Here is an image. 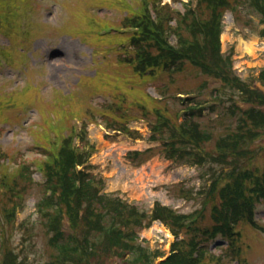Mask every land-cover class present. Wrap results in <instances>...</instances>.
<instances>
[{
    "label": "rangeland",
    "instance_id": "1",
    "mask_svg": "<svg viewBox=\"0 0 264 264\" xmlns=\"http://www.w3.org/2000/svg\"><path fill=\"white\" fill-rule=\"evenodd\" d=\"M126 1L132 9L126 8V4L122 5L119 0H0V47L7 43L2 34L11 21L14 22L11 25L14 32L11 53L7 60L3 58L4 61H1V65L10 64L12 67L8 71L0 68V147L11 153V165H17L12 169L0 168V262L59 263L56 252L49 245L51 231L45 224L46 217L37 206L44 197L43 188L35 182L39 173L31 176L34 180L31 182L20 179L22 188L13 186L17 191L11 198L21 200L10 199L1 186L10 184L22 165L41 164L40 154L51 141V138L44 137L45 128L50 132L55 117L61 121L68 120L70 111L83 120L81 127H78L81 121L74 125L83 130L77 133L79 138L75 143L79 141V144L86 145L84 149L90 154L87 170L95 177L99 190L148 214L155 204L172 209L171 217L162 223L150 218L145 221V227L137 234L142 247H148L154 254L168 255L173 241L177 245L184 238L185 243L192 246L195 243L191 238H194V242L208 245L201 264H264V201L259 200L254 204L256 225L251 223L247 206L241 204L243 199H238V216L229 224L213 208L218 202L216 194H213V181L217 184L225 182L247 170L251 171L246 174L247 180L242 176L241 180L243 187L248 189L246 185H257L256 182H263L264 177V130L247 132L245 141L237 151L230 146V160H220L216 164L212 162L216 158L210 157L218 138L237 131L236 126L243 111L260 106L259 109L264 112V100L254 96L240 100L237 106L229 108L231 89L222 87L217 75L232 74V71L224 66L218 54H209L207 69L199 70V67L184 61L178 70L157 69L151 77L134 75L129 68L133 66H126L121 61L134 57L129 43L130 34L115 32L108 39V46L113 48L108 53V59H113V62L112 66L108 62L106 64L105 81L110 83L102 86L103 90L93 93L90 88L89 96L94 100L87 105V101L79 104L76 89L72 90L74 100L68 111V97L60 93L55 95L54 89L66 94L78 82V77L92 75L88 49L103 48L93 32L94 25H99L98 17L107 20L105 26L121 27L126 15L132 18L139 14L142 0ZM173 1L176 0H162L168 5L164 11H168L172 18L178 13L172 7L181 8L179 1L174 4L171 3ZM224 8L227 10L222 22L223 32L219 36L220 53L230 57L233 70L244 83L264 95V82L260 80V73L264 69V39L257 35L258 29L263 26L259 18L251 14L253 7L246 0H225ZM51 15L55 16L58 26L54 29L44 28L37 32L38 36H34L33 30L44 27L41 22H48ZM169 18L168 25L172 27L173 19ZM247 19L254 21L251 26H256L255 30L249 31ZM27 20L30 22L25 23ZM73 28L76 29V36L69 34L80 45L64 36ZM173 41V37L168 38L170 44ZM69 42H74V48L85 51L89 58L80 57L79 61L71 58ZM243 43L251 46L249 52ZM117 56L122 58L116 59ZM86 62L87 67L82 69ZM100 70L103 73V69ZM24 86L31 90L26 98V95H21ZM112 88L116 89L111 93ZM216 89L223 101L213 107L211 98L216 96ZM180 93L185 94L183 99L177 98ZM102 94L111 95L112 99L106 96L103 102ZM29 97H32L31 100ZM83 98L87 99L85 96ZM112 100L117 103L114 104ZM136 102L146 109L132 108L128 104ZM198 102H206L205 109L198 108V114L190 117L186 112L192 107L197 109ZM123 105L131 107L130 111L125 109L119 112ZM85 106L92 107L91 111L87 112ZM185 114L197 123L201 132L205 131L203 134L209 135H203L207 138L203 147V138L193 141L202 153L199 164L168 157L154 129L163 119L176 126L183 121ZM208 151L210 156H207ZM134 152L146 154L136 158ZM142 159L145 161L141 162ZM8 162L7 157L1 159L2 165H8ZM29 171L31 174V168ZM7 201H11L10 205ZM201 204L206 205V209L199 217L197 211ZM15 207H18V213L13 215ZM4 208H8V211L4 212ZM181 213L186 217L191 215V219L196 218L198 231L183 229L176 223V217ZM79 225L80 230L85 228L83 222ZM215 225L218 226L217 230H214ZM227 225L231 227L230 230L226 228ZM53 226V229L69 233L77 229L65 208L61 216L53 220ZM170 230L178 236L173 239ZM223 235L228 236L229 244L214 247L215 242L225 240ZM94 256L95 259L92 258L87 264H123L113 251L111 254L101 248Z\"/></svg>",
    "mask_w": 264,
    "mask_h": 264
},
{
    "label": "trees",
    "instance_id": "2",
    "mask_svg": "<svg viewBox=\"0 0 264 264\" xmlns=\"http://www.w3.org/2000/svg\"><path fill=\"white\" fill-rule=\"evenodd\" d=\"M263 3L257 6V14L261 17L264 23V0ZM215 8L220 9L221 13L225 8V0H215ZM208 6L211 7L209 4ZM207 5L203 9L208 13V19L201 23L192 17L190 13H186L181 19L177 20L174 32L178 36V46L182 51H185L189 46L190 50H194V55L204 57L207 52L209 43H214L218 39L220 32V24L210 28L209 23L212 21L211 10ZM224 8V9H223ZM187 33L188 37H184L182 32ZM261 36H264V29L260 31ZM217 52V48H216ZM178 54V53H175ZM218 54V53H216ZM195 57V56H193ZM229 84L228 81H226ZM255 129L258 128L261 119L258 115L254 118ZM72 178L69 183L74 187L77 179L70 167ZM90 178H84L79 187L72 191L75 199H61L65 202L69 210V218L72 224L77 229H73V234L62 236L59 232L52 236L49 240V245L56 252V258L63 264L73 260L72 255L77 253L81 247L74 242L79 239L86 252L83 254L86 257L94 256L102 248L112 254L119 256L123 264H151V252L146 247L136 243V230L133 228H141L143 216L136 210L135 207L120 201L119 199L106 198L104 195H97L92 185ZM40 207V206H39ZM162 211H158L159 218ZM232 214V213H231ZM80 222H83L85 228L80 230ZM49 226L51 225V220ZM104 245V247H103ZM190 245L180 242L175 245L177 253L173 254L167 261H162L159 264H191L192 260L188 258V250ZM75 259H77L75 257ZM95 259V256L93 257ZM78 258L76 261H79Z\"/></svg>",
    "mask_w": 264,
    "mask_h": 264
},
{
    "label": "bare ground",
    "instance_id": "3",
    "mask_svg": "<svg viewBox=\"0 0 264 264\" xmlns=\"http://www.w3.org/2000/svg\"><path fill=\"white\" fill-rule=\"evenodd\" d=\"M244 45H245V48L247 49L246 51H250L251 50V46L250 45H248L247 43H243Z\"/></svg>",
    "mask_w": 264,
    "mask_h": 264
}]
</instances>
